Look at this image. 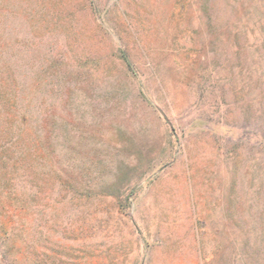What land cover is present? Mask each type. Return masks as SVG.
Segmentation results:
<instances>
[{
    "label": "rangeland",
    "instance_id": "374dc122",
    "mask_svg": "<svg viewBox=\"0 0 264 264\" xmlns=\"http://www.w3.org/2000/svg\"><path fill=\"white\" fill-rule=\"evenodd\" d=\"M263 122L264 0H0V264H264Z\"/></svg>",
    "mask_w": 264,
    "mask_h": 264
},
{
    "label": "trees",
    "instance_id": "16d2710c",
    "mask_svg": "<svg viewBox=\"0 0 264 264\" xmlns=\"http://www.w3.org/2000/svg\"><path fill=\"white\" fill-rule=\"evenodd\" d=\"M26 118H23V121L24 122H26ZM243 120H244V124L246 125L245 127H250V126H248L249 125V123L251 122V117L250 116H247L246 114H245V117L243 118ZM242 120V121H243ZM232 129H235L234 127L232 128ZM253 136H254V139H255V141H257V143H259L261 146H262V150H263V152L261 153L262 154V156H263V160H262V164L264 165V122L261 124V127L259 128V129H256V131H255V133H253ZM263 165H261V167L263 166ZM257 242V241H256ZM254 246H256V247H254L255 248V250L254 251H252V252H250V254L252 253L253 254V256H251L250 254H249V258L251 257L252 258V260L254 259V258H257V256H259L258 255V247L260 246V245H255L254 244Z\"/></svg>",
    "mask_w": 264,
    "mask_h": 264
}]
</instances>
